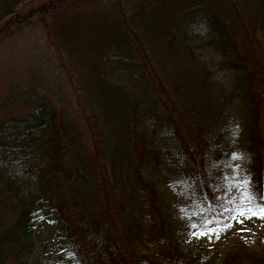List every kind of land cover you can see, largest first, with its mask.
<instances>
[{"label":"trees","instance_id":"obj_1","mask_svg":"<svg viewBox=\"0 0 264 264\" xmlns=\"http://www.w3.org/2000/svg\"><path fill=\"white\" fill-rule=\"evenodd\" d=\"M26 1L0 0V41L41 26L70 92L0 100V264H264L247 241L177 236L232 224L237 176L264 204V0Z\"/></svg>","mask_w":264,"mask_h":264},{"label":"rangeland","instance_id":"obj_2","mask_svg":"<svg viewBox=\"0 0 264 264\" xmlns=\"http://www.w3.org/2000/svg\"><path fill=\"white\" fill-rule=\"evenodd\" d=\"M47 1L50 0H29L22 4V9L26 10L32 5ZM197 53L201 59L208 62L212 69L215 68L218 55L202 50H198ZM214 76L215 79L226 84L227 80L224 77L218 74ZM28 81L37 82L39 87L46 91L53 89L56 92L58 89L65 94L70 92L63 67L57 60L53 48L48 45L42 27L34 24L12 27L11 32L0 41V100L7 93L9 86L14 84L24 86ZM241 179L244 178L237 176L236 181ZM162 190L169 191L167 186H162ZM172 212L178 222L187 223V219L181 212L176 209H172ZM193 232L190 226L188 229L178 231L177 236L184 249H197L200 244L207 246L212 252L221 253L233 240L239 239L251 243L252 247L264 250V219L257 217L244 219L243 223L233 222L231 227L220 229L218 235H199L198 231H195L197 235L194 236ZM51 233L42 230L35 237L36 250L42 255L46 256L47 253L54 251ZM54 257L55 255H51L49 264H57Z\"/></svg>","mask_w":264,"mask_h":264},{"label":"snow or ice","instance_id":"obj_3","mask_svg":"<svg viewBox=\"0 0 264 264\" xmlns=\"http://www.w3.org/2000/svg\"><path fill=\"white\" fill-rule=\"evenodd\" d=\"M232 158L237 159L238 154L233 153ZM232 186L240 191L238 199L242 203L234 204L233 201H228L229 204H233L232 208H222V211H230L232 213L229 219L236 223H243L244 219H251L252 217L264 219V204L253 203V196L250 191V181L247 178H244L234 182ZM202 223L204 224L203 229H200L199 225L195 223L191 224L190 227L197 229L199 235H218L220 229L231 227L230 223L225 225L217 224L215 228L209 227L208 225H210L212 221L207 218H205ZM240 230L245 231L246 229ZM192 234L195 236L197 235V232L194 231Z\"/></svg>","mask_w":264,"mask_h":264}]
</instances>
